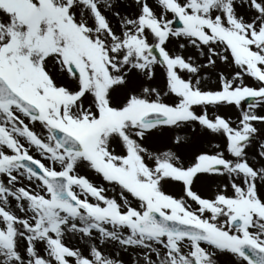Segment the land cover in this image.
<instances>
[{
	"label": "snow or ice",
	"instance_id": "snow-or-ice-1",
	"mask_svg": "<svg viewBox=\"0 0 264 264\" xmlns=\"http://www.w3.org/2000/svg\"><path fill=\"white\" fill-rule=\"evenodd\" d=\"M260 105L264 0H0V264H264Z\"/></svg>",
	"mask_w": 264,
	"mask_h": 264
},
{
	"label": "rangeland",
	"instance_id": "rangeland-1",
	"mask_svg": "<svg viewBox=\"0 0 264 264\" xmlns=\"http://www.w3.org/2000/svg\"><path fill=\"white\" fill-rule=\"evenodd\" d=\"M214 83H215V77L214 76H211V78L207 81V84H209V85H214ZM246 83H249L250 85H252V86H255V81H250V80H248V79H246ZM241 107L243 108V107H247V106H243V104H242V102H241ZM260 108L261 109H264V105H260ZM222 111H225L228 115H230L231 117H232V119H235L236 118V116L238 115V113H239V109L235 106V105H232V106H230V107H227V108H225V109H222ZM36 130L39 132V131H41V129H40V126L39 125H36ZM159 140H160V137H154V141L155 142H159ZM214 142H219L218 140L217 141H214ZM211 143V142H210ZM34 156H37V158H39L38 157V154L37 153H35V152H33L32 153ZM91 173H93V174H95L94 172H92L91 170H89ZM81 172H82V174H85L86 175V172H88V169H86V168H84V169H81ZM88 176V178L90 179V180H92L94 183H96L97 185H101V184H103V186L106 188V195H108V196H115L117 199H119V189L117 188L115 191H113V188H112V186H110V185H108L106 182H104L103 180H102V178L101 177H99L98 175H97V177H96V179L93 177V176H91V175H87ZM197 187H200V190L202 191V192H204L205 194H207V192L209 191V189L207 188V187H201L200 186V184H199V182L197 183ZM72 243H75V241H72ZM131 253H132V250H129V252L128 253H123L122 255H123V258L125 259V261L127 262V264H131V260H132V255H131ZM222 261H225V262H227L228 261V257H221L220 258ZM232 259H235V258H232Z\"/></svg>",
	"mask_w": 264,
	"mask_h": 264
},
{
	"label": "bare ground",
	"instance_id": "bare-ground-1",
	"mask_svg": "<svg viewBox=\"0 0 264 264\" xmlns=\"http://www.w3.org/2000/svg\"><path fill=\"white\" fill-rule=\"evenodd\" d=\"M86 175H91V176H93L95 179H96V177H97V174H93V173H91L89 170H88V172H86Z\"/></svg>",
	"mask_w": 264,
	"mask_h": 264
}]
</instances>
